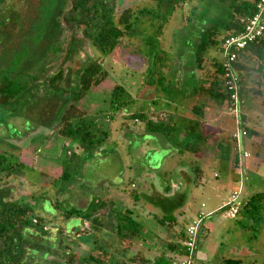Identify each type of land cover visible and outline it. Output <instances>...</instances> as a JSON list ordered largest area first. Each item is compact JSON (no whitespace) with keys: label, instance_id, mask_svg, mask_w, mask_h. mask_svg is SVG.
I'll use <instances>...</instances> for the list:
<instances>
[{"label":"rangeland","instance_id":"374dc122","mask_svg":"<svg viewBox=\"0 0 264 264\" xmlns=\"http://www.w3.org/2000/svg\"><path fill=\"white\" fill-rule=\"evenodd\" d=\"M58 3V0H0V73L17 53H25L15 73L29 70L27 75H36L44 67L45 74L50 76L61 68L67 83L62 84L59 95L50 96L41 78L28 100L29 104H35L19 107L18 111L0 108V139L19 147L26 164L25 176L9 178L8 183L0 187V194L26 198L46 219L44 227H37L33 232L26 230L30 248L25 264H64L66 255L58 248L57 232L62 225L67 227L70 236L65 234L66 244L69 239L77 241L70 247L75 263L89 264L83 259L91 245L90 238L85 239L86 222L80 224L82 220L78 218L62 220L60 212L70 206H85L92 194L120 200L123 207H132V215L148 233L147 240L138 238L132 242L133 252L142 251L151 259L166 252L167 256L180 261L182 254L169 251L168 242L178 243L180 249L183 241L178 232L185 230L197 213L215 210L201 223L193 264H221L224 258H239L245 264H264V199L250 198L254 192L264 191V57L263 72L254 69L253 73L246 74V70L241 73L242 85L247 88L242 93L240 108L250 132L241 139V150L250 153L242 178L233 166L237 143L233 139L235 124L227 101L223 103L196 89L204 84L200 78L206 74L194 68V47L203 32L226 16L225 2L193 0L173 13L161 36V45L168 56L157 69L166 78L165 89L145 84L144 61L148 57L145 37L152 34V20L143 18L113 53L102 55L80 36V31L66 29L49 36L42 33L45 16L51 18ZM154 4V0H118V9L132 6L137 11ZM220 45L208 50L207 59L223 62ZM90 58H100L108 75L84 96L71 100L73 84H69V80L76 73L74 67L76 63L87 64ZM242 60L257 67L255 60L248 57ZM206 68L211 71L214 67L206 62ZM258 81L261 93L255 95L250 90ZM116 83L126 87L134 102L125 112L115 113L106 120L110 91ZM218 86L225 91L220 77ZM63 90L69 94V102L81 108L89 107L91 112L103 110L99 121L111 131V136L104 143L105 150L84 156L82 166L68 187L59 191L53 187L52 180L60 174L67 150L64 138L53 132L55 121L49 116L55 113L64 97ZM196 105L204 108L202 115L194 112ZM131 112L173 124L175 130L170 135L144 132V122L134 121L128 115ZM190 120L200 122L194 131L186 128ZM187 141L194 145V150L178 151ZM191 167L202 170L196 180ZM241 181L242 206L239 213L231 217L228 207L218 208L228 201L230 192L237 189ZM131 183L139 195L135 203L128 197ZM169 214L177 218L173 228L153 218Z\"/></svg>","mask_w":264,"mask_h":264},{"label":"trees","instance_id":"16d2710c","mask_svg":"<svg viewBox=\"0 0 264 264\" xmlns=\"http://www.w3.org/2000/svg\"><path fill=\"white\" fill-rule=\"evenodd\" d=\"M189 1L193 0H154V6H144L135 11L132 6L118 9V0H58L59 3L52 12V17L48 19L45 16L46 24L43 23L41 29L42 33L47 36L58 34L66 29L75 33L80 31V36L89 41L102 55H110L125 37L133 33L136 25L143 18L152 20L154 26L152 34L145 37L148 54L144 61L146 65L143 72L146 76L145 84L165 89L166 78L157 72L158 67L165 62L168 56V52L161 45V36L173 13ZM221 1L225 2L226 16L212 29L201 34L194 47L193 55L194 68L198 69L201 74H206L205 77L200 78L204 84H200L196 89L200 93H207L224 103L228 101V94L218 86V77L221 79L222 75L220 64L207 59L206 54L211 47L221 43L223 36L242 30L245 19L256 12L258 0ZM47 27L48 30H46ZM24 55L25 53H17L6 70L0 73V108L2 109L18 111L19 107H30L35 104H29L28 100L32 98L33 94L30 92L35 89L37 80L41 78L44 79L47 86L46 93H49L50 96L59 95L63 89L62 84L65 82V76H63L64 70L61 68L50 76L45 74L47 71L44 67L36 75H27L26 72L29 70L15 73ZM246 57L255 60L257 67L244 62L242 58ZM263 57L264 34L239 53L237 66L240 73L245 70L246 74L253 73L254 69L263 72ZM88 60L90 61L87 64L85 62L74 64L75 70L73 71L76 73L69 80V84H73V87L70 86L71 100L84 96L91 88L97 87L108 75V70L103 66L100 58ZM206 62H210L214 67L211 71L206 68ZM25 77H30V79H25ZM243 81L242 76L241 98L243 91L247 88L244 84V86L242 85ZM254 85L255 87L250 91L255 95L260 94L261 82L258 81ZM62 93L64 97L56 107L55 113L49 116V119L55 121L53 132L64 138V146L67 150V154L62 159L61 172L52 180L53 187L59 191H64L68 187L74 174L82 166L84 156L98 152L111 136V131L105 129L99 121V114H103V110L91 112L89 107L81 108L74 102H69L70 97L67 92L63 90ZM133 102L134 98L126 87L118 83L114 84L110 91L109 106L106 109L107 116L105 115L104 118L108 120L115 113L125 112ZM193 110L197 114L204 113V108L198 105L193 106ZM128 115L144 122L142 131L170 135L175 130L173 124L154 120L152 117H146L143 113L131 112ZM243 118L245 119L244 114ZM193 147L192 143L186 142L182 149L194 150ZM78 149L81 150V153L78 152ZM20 152L19 147L13 143L0 139V182H2L0 187L8 183L9 178L25 176L26 164L21 159ZM201 171L199 167L194 168L195 180L200 177ZM133 187L135 185L132 186L128 197L135 203L139 200V195ZM250 198L251 200H263L264 191L254 192ZM122 205L120 200L92 194L83 207L70 206L61 209L62 220L78 218L82 220L80 224L86 222L87 235L85 239L90 238L91 245L83 256L84 261L89 264H127L128 262L132 264H172L173 258L167 256L166 252L151 259L142 251L133 252L131 250L132 242L138 238L147 240L148 233L145 226L132 215V207H123ZM153 218L167 228H173L177 220L176 216L172 214L159 217L154 215ZM45 220L44 215L39 214L26 198L6 197L0 194V264H25L27 249L30 248L28 244L30 238L26 230L29 229L33 232L37 227H44ZM57 232L59 234L58 248L64 250L66 255L65 261L62 263L76 264L74 251L70 247L77 241L69 239L66 244L65 234L68 233L65 225L58 227ZM177 235L181 242L186 238L184 229L180 230ZM66 248H70L69 251ZM167 249L174 253L178 251L184 254V246L181 245V248L178 249L176 242L169 241ZM221 264L245 263H242L239 258H224Z\"/></svg>","mask_w":264,"mask_h":264},{"label":"built area","instance_id":"2783aa9c","mask_svg":"<svg viewBox=\"0 0 264 264\" xmlns=\"http://www.w3.org/2000/svg\"><path fill=\"white\" fill-rule=\"evenodd\" d=\"M264 34V0H258L256 3V12L247 17L244 21L243 28L240 32L223 36L221 38V45L219 51L222 52L224 57L223 62L220 64L222 70L221 79L225 91L228 94L227 107L230 114L234 118L235 130L233 139L237 143V153L234 162V168L238 174L243 177L245 161L250 157V153L246 150H241V139L248 135L246 128L247 121L243 118L241 105L243 99L240 96V88L242 76L240 69L237 66L239 53L249 44L262 37ZM215 176H217L215 174ZM134 186V184H132ZM243 186L242 181L237 189H234L227 202L223 203L218 209L228 207V214L233 217L239 213L243 200ZM203 207L204 204L202 203ZM214 211L206 214L203 212L197 215L186 225L185 232L186 238L183 241L184 254L180 261H173L172 264H193V255L198 238L199 228L203 219L211 215Z\"/></svg>","mask_w":264,"mask_h":264},{"label":"crops","instance_id":"0c3cea01","mask_svg":"<svg viewBox=\"0 0 264 264\" xmlns=\"http://www.w3.org/2000/svg\"><path fill=\"white\" fill-rule=\"evenodd\" d=\"M246 120V119H245ZM134 121H139V120H136V119H134ZM200 122L199 121H195V120H190V124L186 127L189 131H194V128L196 127V125L197 124H199ZM145 132V131H144ZM187 142H189V141H187ZM186 143V142H185ZM104 149L105 150V147H104V144L101 146V148L100 149ZM185 149H179L178 151H180V152H183ZM233 165H234V163H233ZM200 168V167H199ZM190 170H193V176H194V178H195V172H194V168L193 167H191V169ZM214 176H215V173H214ZM216 177H218V175L216 176ZM131 184H133V183H131ZM234 190V189H233ZM232 190V191H233ZM231 191V192H232ZM231 192H230V194H231ZM230 196V195H229ZM194 217V216H193ZM181 252H179V254H180ZM182 255L181 256H183V253H181ZM173 258V261H176V257H172Z\"/></svg>","mask_w":264,"mask_h":264}]
</instances>
